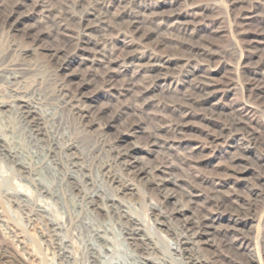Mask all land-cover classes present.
<instances>
[{
  "label": "rangeland",
  "instance_id": "obj_1",
  "mask_svg": "<svg viewBox=\"0 0 264 264\" xmlns=\"http://www.w3.org/2000/svg\"><path fill=\"white\" fill-rule=\"evenodd\" d=\"M88 9L104 23L95 27L98 20L89 17L82 32L77 16ZM58 28L69 46L56 40ZM56 46L63 49L50 58ZM62 84L82 95L83 122L62 106ZM19 95L41 99L40 109L51 118L43 144L26 136L9 107ZM3 104L0 133L33 175L0 153V264H94V244H112L114 262L136 264L121 245L117 216L103 209L92 214L71 190L70 142L85 165V181L107 183L110 174L132 189L117 193L120 203L165 255L171 258L173 235L182 226L161 218L160 209L192 201L185 217L209 234L199 249L190 247L193 254L208 264H264V0H0ZM53 138L60 143L51 153ZM115 138L136 147L138 168L160 170L130 175L100 151L102 142ZM158 176L176 197L166 207L164 193L148 182ZM37 186L56 193L40 194ZM18 193L33 204H20ZM37 205L49 215L39 214ZM54 221L62 231H52ZM65 250L72 259L63 258Z\"/></svg>",
  "mask_w": 264,
  "mask_h": 264
},
{
  "label": "bare ground",
  "instance_id": "obj_2",
  "mask_svg": "<svg viewBox=\"0 0 264 264\" xmlns=\"http://www.w3.org/2000/svg\"><path fill=\"white\" fill-rule=\"evenodd\" d=\"M77 17H79V21H80L79 24H80V27L82 28L81 29L82 32H85V30H86V27L84 26V21H86L87 19L89 20V17H95V19L98 20L97 23L94 24L95 27H97V26L101 27L103 25V23H104L103 19L100 16H98L92 10H89V9L86 10L85 12H83L80 16H77ZM146 24H147V22H146ZM148 24H149V22H148ZM87 28H88V26H87ZM139 29H140V27H139ZM64 34H65L64 30L58 28V32L56 34V40L58 41V43H60L61 47H66L68 45V40H66L65 38H62V36H64ZM39 40H41V39H39ZM61 47L60 46H56V47L50 49L48 51L50 58H57L59 56V51H61L63 49ZM44 48H46V47H44ZM82 61H84V60H82ZM152 63H154V62H152ZM164 63H166V62H164ZM63 69L66 70V71L69 70L68 66H66V67L64 66ZM20 72H21V70H20ZM20 78H21L20 75L14 76V80L15 79H20ZM96 80H97V78H96L95 75L94 76H90V81H96ZM156 82H158V81H156ZM99 86H100V84H99ZM66 88H67L66 85L62 84L60 86V90H59V96L61 98L62 106L71 107L73 109V111H75V113L79 114V116H80V118H81V120L83 122V120H85V118L87 117V114H86V112L85 113L82 112L85 107L83 108V107L80 106V104L82 103V95L80 93L77 94L78 96L76 94H72L68 90H66ZM40 101H41V99H39V98L37 99V97H36V99H34V98L30 99V98H28L27 96L24 95V96L18 97V99L15 102V104H13L12 106L11 105L9 106V107L15 109L16 112L18 113V115L20 116V121H21V123H22V125L24 127V130L28 132V134H26V136L28 137V135H29L30 138L37 144H41V143L43 144V142H45L46 136L48 135V129L50 128L48 123L51 120V118L46 113H43L42 110L40 109V105H41ZM0 107H6V106H5V104H3ZM53 120H55L54 116L52 117V121L51 122H53ZM51 125L55 126L53 124H51ZM20 130H23V129H20ZM130 130H131V128L129 129V131ZM50 131H52V128H51ZM156 138H159V137L157 136ZM151 140H152V138H151ZM156 141H157V139L153 140L152 143L155 144ZM59 143L60 142L57 141L54 138L49 141V150H50L51 153H54L57 149H59L58 148ZM101 144H102L101 145L102 148L100 149V151L108 154L109 156H112L114 161L117 163V165H119L122 168H124L130 175H132L135 178H141V177L143 178L147 174L154 175L156 170H160L159 167L146 168V167L143 166L142 168H138V166H137V159L138 158L135 157V153L137 151L136 147L131 146V144L127 145V143H126V141H124V139L115 138V139H113V141H110V143L107 144V145L104 142H102ZM46 146H48V145H46ZM106 147L108 148V150H107ZM66 148H67V152L66 153H70L69 154V156L71 157L70 161H71L72 169H74V171H72V173L69 174L70 175V179L72 180V182H71V188L72 189L71 190L74 193H76L77 196H79L81 202L85 205V207H87L88 209L92 208V210H90V212L92 214L97 209H103L109 215L117 216V219H119V224L121 226V234L119 235V237H120V239L122 241L121 245L125 248L124 250H127V251L131 252V254L136 257V259H135L136 260V264H172V261H175V260L176 261L180 260V261L184 262L185 264H208L209 263L208 260L193 254V252L190 249V247H192V246H195V247L197 246V249H199L198 248L199 244L203 243L202 240H201L202 237H204L206 235H209L203 229V227L200 224V222L194 221L193 219H191L192 217L191 218L190 217H185L186 211H187L186 207L189 204H191L192 201H188V205H182V206H179L180 204L179 205H175L169 211L166 210V212H164V211H162L160 209V215L159 216L161 218H166L167 220L170 219V218L178 219L181 222V226H182V228L179 230V232L173 235L174 238L176 239V244L173 247H169V251L171 253V254H169L171 256V258H170L168 255H165L164 253H162V250L158 247V243L156 242L155 238L153 237V234L151 232L149 233V231H146V228L144 227L143 222L140 219H138L136 216H134L131 213V211L126 206H124L122 203H120V198H119V195L117 193L120 192V193H123L124 195L125 194L127 195V193H131L132 189L127 187V186L120 185V181L118 180V178H116L115 176H112L110 174L107 177L108 178L107 180L109 181L107 183H106V180L103 179V178H102L103 180L101 179L100 183L99 182H94L92 180H91L92 181L91 183H90V180L89 181H85L84 178L87 176V175H85V172H86L85 171V165L76 155V151H77L76 144H74L73 142H70L68 145H66ZM0 153H1V155L7 157L8 159H11L13 164L15 163V164L20 165L21 166V170L20 171L23 174L29 175V178L31 177V173L32 172L29 169V167H27L28 165H27L26 161H24V158H22L21 153L19 151H17V149L11 147V145L8 142L7 138L2 133H0ZM50 166H51V164H50ZM32 175H33V173H32ZM35 180L36 179H33L32 181L34 182ZM148 182L153 184L152 190H154L156 192H159V193H164L163 205H165V207H166V205L168 206L170 200H172L174 198L176 199V197L174 196V191L172 189H168L167 186H166L167 185L166 184V182H167L166 178H162V177L158 176V177H154L152 180H150ZM89 186L92 187V188L90 189ZM35 189H36V191L40 192V194H47V195H50V196H54V194L56 193V192H53L49 188H42V187H38L37 186V187H35ZM17 197H18V201H19L20 204H23V205H29L31 203L33 204V200L34 199L32 200L30 197H28V195H25V193H23V194L22 193H18ZM82 203H81V206L83 205ZM182 203H183V201H181V204ZM161 205H162V203H161ZM169 208H170V206H169ZM49 211L50 210H48L47 207H44L42 205H39V207H38V205H37V212L39 214L48 216L49 215ZM205 214H207V212ZM51 228H52V231L54 233H56V232L62 231L63 226L60 223L54 221L52 223ZM99 233L100 232H98L97 238H99V239L101 238V240H102L103 237L100 236ZM124 235H126V236H124ZM104 238L106 239L105 236H104ZM107 241H108V239H107ZM110 242H112V241H110ZM94 243H96V242H94ZM63 245H65V244H63ZM102 245H97V244H94V246L92 245L95 248V251L97 250V252H94L92 254L93 263L94 264H123L122 263L123 261L121 263L120 262H114V259H113L114 258L113 257L114 248L111 246L112 244L111 245H106L105 244V246H102ZM68 247L66 246L65 248H68ZM138 250H142V254H140V255L136 254V251H138ZM156 251L161 253V256H162L161 258L158 257L159 255L157 254ZM62 256H63L64 259H67V260L73 258L71 256V254L68 253L66 250H65V252H64V254ZM173 258H175V259H173ZM118 261H120V260H118Z\"/></svg>",
  "mask_w": 264,
  "mask_h": 264
}]
</instances>
